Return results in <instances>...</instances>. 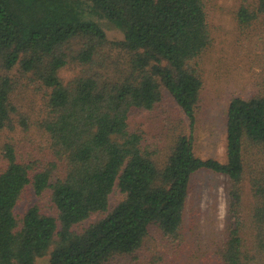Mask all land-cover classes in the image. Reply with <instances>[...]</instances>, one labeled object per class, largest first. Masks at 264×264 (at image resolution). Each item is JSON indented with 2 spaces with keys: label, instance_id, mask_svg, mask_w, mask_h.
Masks as SVG:
<instances>
[{
  "label": "trees",
  "instance_id": "16d2710c",
  "mask_svg": "<svg viewBox=\"0 0 264 264\" xmlns=\"http://www.w3.org/2000/svg\"><path fill=\"white\" fill-rule=\"evenodd\" d=\"M260 13L264 0L255 10L241 5L236 16L247 26ZM102 17L123 39H106ZM210 42L204 0H0V131L11 127L15 92L29 78L43 89V108L20 123L36 122L46 150L19 157L10 139L1 147L0 264H34L46 253L49 264H105L139 249L152 228L174 241L190 177L203 168L229 180L221 264H264V89L230 98L226 161L194 152L199 64ZM70 64L79 71L65 81L60 70ZM105 66L111 75L97 70ZM164 90L188 131L182 118L165 119L161 150L129 119L134 109L150 111ZM245 176L252 195L246 212ZM115 187L124 196L108 210ZM27 188L48 190L56 215L36 203L17 214Z\"/></svg>",
  "mask_w": 264,
  "mask_h": 264
},
{
  "label": "rangeland",
  "instance_id": "374dc122",
  "mask_svg": "<svg viewBox=\"0 0 264 264\" xmlns=\"http://www.w3.org/2000/svg\"><path fill=\"white\" fill-rule=\"evenodd\" d=\"M207 23L211 36L209 46L201 55L199 72L202 89L196 107L193 130L194 152L201 158H215L226 161V119L227 107L233 95L248 98L264 88V13H260L247 26L237 20V10L241 5L255 10L257 0H204ZM108 41L123 39L122 31L100 18ZM81 46V43H76ZM107 48L99 53L105 54ZM116 61V52L109 55ZM97 70L111 75L110 67ZM79 71L75 64L60 70V76L67 81ZM43 89L36 81L22 79L19 90L13 98L18 109L13 114L11 127L0 131V170L5 164L1 147L5 140L15 143L19 157L29 154L39 155L44 141L36 129V122L25 129L20 118L26 121L38 117L43 108ZM182 118L186 131L188 121L172 96L163 91L162 99L147 112L134 109L130 112V124L143 129L145 141L150 148L163 143L158 140L161 124L165 119ZM162 132V131H161ZM161 132L159 134H161ZM228 177L209 169L195 171L189 182V192L183 213V222L178 239L172 241L161 231L152 228L139 249L131 254H119L105 264H221L228 220ZM243 208L251 206L252 195L248 176L242 181ZM123 193L114 188L109 194L110 210L123 198ZM38 204L44 213L56 215L50 192L46 190L36 195L27 188L18 201L15 211L22 215L32 204ZM100 216L96 213L77 225L81 229ZM34 264H49V254L35 259Z\"/></svg>",
  "mask_w": 264,
  "mask_h": 264
}]
</instances>
